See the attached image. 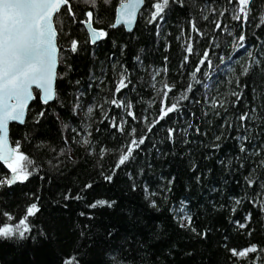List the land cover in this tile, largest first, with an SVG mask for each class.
Listing matches in <instances>:
<instances>
[{
  "label": "snow or ice",
  "instance_id": "6c2138e0",
  "mask_svg": "<svg viewBox=\"0 0 264 264\" xmlns=\"http://www.w3.org/2000/svg\"><path fill=\"white\" fill-rule=\"evenodd\" d=\"M198 2L199 0H119L115 4V22L110 23L108 28L123 25L131 32L137 16L142 15L148 25H154L157 28V35H159L162 25L158 21H164L166 16L177 8L195 7ZM254 3L255 0H223V3H220V0H214L206 9L200 10V15L202 19L207 20L208 15L204 14L206 10L218 17H224L226 14L230 16L231 20L237 22L239 32L234 34V31H229L228 35L234 37L235 48H245L248 40L245 28L253 20ZM101 4L111 6L112 0H0V162L10 172V174L0 176V188H11L17 183L24 184L40 171V165L21 148L22 142L32 144L35 139L34 129L49 117L59 125L61 146L57 148L45 140H40L33 144V147L38 151L53 153L57 165L60 163L59 157L61 156L72 159V153L76 149H83L86 156L98 155L100 159L110 154L111 150L105 146L104 141L98 139L101 129L98 126L93 129L90 122L94 106L83 99L84 93L77 89L68 94L72 98L66 101L62 99L56 87L58 79H64L68 73L73 71L71 59L74 55L88 52L89 45L96 46L98 42L108 38L109 32L105 27L94 26L100 19L98 15L94 19V10L98 12ZM77 7L80 8V16H77ZM256 11L258 14L255 19L258 22L255 23V28H261L264 26V10L257 9ZM64 17L67 18V28L64 26ZM188 23L192 32L204 34L198 28L194 17L189 19ZM213 23L214 30L227 27L220 19L214 20ZM73 26H79L86 32L87 38L84 41L73 35ZM61 35L65 38L63 47L59 43ZM253 36L258 41L253 45L255 51L245 49L246 58L240 63L239 73L236 74L232 68L228 69L232 73V78L226 82L229 85L235 84V90L230 92V96L235 99L229 101L216 96L205 97L204 99L209 102V111L202 112L204 118L211 114L221 121L218 125L219 134L214 135L212 141L204 145L209 152L203 156V159L209 160L213 153L220 151L222 141L225 139V130H235L237 135L232 139L236 142L238 154L228 157L227 160L218 159L216 163L220 165L221 171L229 174L243 170L245 191L241 195H229L227 201L206 199L203 204H198L196 212H193L191 196H185L179 202L178 209L175 206H168L169 195L177 181L176 175L161 177L162 183L156 191L150 190L147 183L142 186L148 208L161 212L168 206L167 212L175 228L179 232L188 234L191 240L199 243L207 241L214 233H220L222 238L220 246L227 253V264H264V245L249 242L243 247H230L229 237L220 231L219 225L211 222V217L226 212L225 219L228 225L232 226L234 231H246L251 237L254 232V229L250 227L253 212L245 211L242 216L237 217L238 209L247 203L251 209L256 210L257 215L264 217V114H262L264 113V39L256 36L255 32ZM115 46L116 41L113 40V47ZM119 47L123 53L126 45L120 44ZM167 47L166 44L165 50ZM182 48L186 54L183 56L181 68L188 62L189 55L194 51L190 37ZM89 54L93 60L96 59L95 47L91 48ZM209 56L208 49H205L199 56L195 72L191 73L193 78H195V73L202 71L201 66L209 69L213 67ZM134 59L138 63L141 60L139 55ZM228 59L231 57L229 56ZM164 60L167 62L168 57L165 56ZM219 60L221 64L226 63L224 56H220ZM62 62L64 71L61 72L58 71V67ZM112 70L114 77L111 80L113 85L110 89L111 98L105 100V103L122 110L133 121L143 122L145 131L137 135L136 127L128 130L126 143L120 145L114 165L107 171L101 168L98 172V179L107 184L114 182L122 166L132 162L149 139L148 133H151L154 127L171 114L179 112L181 101L188 100L187 93L193 91V85L189 83L182 89L179 99L173 97L170 100V93L176 88V84L163 80L160 82L161 88L157 89L156 76L161 74V70L155 69L150 79L152 80L151 88L159 98V107L157 115L149 121L147 116L137 117L133 111V102L118 95L132 83L128 69L124 64H119L118 69L113 64ZM100 71V77H96L91 70L90 75L92 79H98L103 83V64H101ZM162 71L167 73L166 64ZM204 75L207 76L208 73L205 72ZM241 78L244 79L243 83H241ZM249 81L252 84L253 93L251 104L246 105L245 110L234 117L235 123H233L226 113L229 107L236 108L238 102L243 100L244 89L249 86ZM80 83V80H69L72 86L80 85ZM91 87L92 85L89 84V88ZM204 87L207 88L208 85ZM31 102H36L38 107L31 109ZM156 102V100L151 101L153 104ZM194 102L198 104L201 101L195 100ZM95 107H101L102 113L109 121L107 125L109 129H114L122 135L125 133L124 125L127 121L123 117H120L117 123V117H109L103 112L101 105L97 104ZM29 113H31L30 120ZM195 115L194 112L190 113L192 117ZM10 122H18L26 129L21 138L14 142V146L9 138ZM29 123L31 128H28ZM188 129H192L197 136L207 135L206 131H201L199 125H194L189 120L186 122V127H167L165 129L166 139L170 144L175 145L177 134H179L181 143L186 145L190 143ZM69 132L71 136L67 134ZM109 135L112 133L110 132ZM152 147L155 149L156 144L154 143ZM157 154L169 155V153L160 152L159 149H157ZM48 163L51 164L52 161L49 160ZM188 169L193 174L192 180L197 186L201 185L214 171L213 168H208L207 172H204L191 158ZM143 173V168L136 170L135 173L131 171L126 173L130 181V191L137 190L136 178L142 177ZM40 179L44 180V177L41 176ZM93 183L92 179L82 182L75 194L71 189L57 193L49 204L67 210L69 201L85 200L83 193L92 189ZM190 187L191 184L186 185V188ZM42 191L41 188L27 194L28 202L24 204L22 214L19 216L0 209V217L3 218L0 219V241H11L19 245L30 240L33 245L50 248L57 256L56 264H159V257L153 252V242L167 236L163 223L153 224L147 238L136 232L121 233L114 225L106 226L103 236L98 237L90 223H77L70 233H66L60 215L49 212L44 219H40L45 213ZM209 191L223 197L224 185L213 186ZM118 206L117 199H95L85 204L89 210L98 208L114 210ZM76 215L87 221H93L96 218L91 211H79ZM201 218L206 222L198 225L197 221ZM37 220L39 223L36 222ZM69 241L70 250H66ZM174 251L187 258H192L195 254L193 249L180 248L177 243H170L167 252L161 251V254L171 256Z\"/></svg>",
  "mask_w": 264,
  "mask_h": 264
},
{
  "label": "trees",
  "instance_id": "16d2710c",
  "mask_svg": "<svg viewBox=\"0 0 264 264\" xmlns=\"http://www.w3.org/2000/svg\"><path fill=\"white\" fill-rule=\"evenodd\" d=\"M118 2L119 0H112L111 6L101 4L98 12L94 10V19L97 15L100 17L94 26L105 27L109 32L108 38L98 42L96 46L89 45L88 52L74 55L71 59L73 71L68 73L64 79H58L56 84L62 99L66 101L72 98L68 94L77 89L84 93L83 99L94 106L90 122L93 125V129L97 126L101 129L98 139L104 141L105 146L111 150L110 154H106L103 159H100L98 155L86 156L83 149H76L72 153V159L69 160L61 156L59 157L60 163L57 165V160L54 159L53 153L50 151H38L33 147V144L40 140H45L57 148L61 146L59 125L49 117L38 128L34 129L35 139L32 144L22 142L21 150L40 165V171L30 177L29 181L24 184L17 183L11 188H0V209L19 216L22 214L24 204L28 202L29 197L27 194L42 188L41 195L44 200L45 213L44 217L40 219H44L49 212L60 215L66 233H70L73 226L77 223H90L93 225V230L98 237L103 236L106 226L114 225L121 233L136 232L147 238L150 235L149 229L152 225L160 222L165 225L167 236L153 242V252L159 257V264H227V253L220 246L222 243L220 233H214L210 235L207 241L197 243L191 240L188 234L179 232L175 228L167 212V207H176L185 196H191V210L196 212V206L203 204L206 199L227 201L229 195H241L245 191L242 178L243 170L229 174L226 171H221L220 165L216 163L218 159L227 160L228 157L238 154L236 142L232 139V137L237 135L235 130H225V139L222 141L220 151L213 153L209 160L203 159V156L209 152V149L205 148L204 145L210 143L214 135L219 134L218 125L221 121L211 114L209 117L204 118L202 112L209 111V102L204 99L205 97L216 96L229 101L235 99L230 96V92L235 90V84L229 85L226 82L232 78V73L228 69L232 68L238 74L240 63L246 58L245 49L255 51L253 45L258 43V41L253 36V32L256 33V36L264 39V26L255 28V23L258 22L255 19L258 14L256 10H264V0H255L253 5V20L245 28L248 36L245 48H235L234 37L228 35L229 31H234V34L239 32V28L236 26L237 22L231 20L230 16L226 14L224 17H218L205 10L204 14L208 15V19L204 20L201 18L200 10L206 9L214 0H199L195 7L177 8L169 13L164 21H158L162 25L159 35H157V28L154 25H148L142 15L139 16L133 32H127L123 27L108 28L110 23L115 22V4ZM220 3H223V0H220ZM217 6L219 7V5ZM76 12L77 16H80L79 7H77ZM192 17L195 18L198 28L204 33L203 35L191 31L188 21ZM216 19H220L222 24L227 27L214 30L213 21ZM64 20V26L67 28V18L64 17ZM72 32L81 41L87 38L86 32L79 26H73ZM189 37L191 38L194 51L193 54L189 55L188 62L181 68L183 56L186 54L182 45L188 42ZM64 40L65 38L61 35L59 38L61 47H63ZM113 40L116 41L115 47H113ZM120 44L126 45L123 53L120 51ZM166 44L168 45L167 50H165ZM92 47L96 49L95 60L89 54ZM205 49L209 50V58L213 62V67L209 69L206 66H201L202 71L195 73V78H193L191 73L195 72L199 56L202 55ZM137 55L141 58L139 63L134 59ZM165 56L168 57L167 62L164 60ZM220 56L225 57V64L220 63ZM229 56L231 59H228ZM101 64H103L104 72L103 83L98 79H92L90 75L91 70L96 77H100ZM113 64L117 66V69L119 64H124L128 69L132 83L118 95L133 102V111L137 117L147 116L148 120L151 121L158 113L159 98L151 88L152 80L150 79L155 69L161 70V74L156 76L157 89L161 88L160 82L163 80L176 84V88L170 93V100L173 97L179 99L182 89L189 83L193 85V91L187 93L189 96L188 100L181 101L179 112L171 114L170 117L154 127L151 133H148L149 139L141 147L139 153L135 155L132 162L122 166L121 170H118L114 182L107 184L98 179V172L101 168L107 171L114 165L119 154L120 145L126 143L128 130L131 127H136L137 135L143 134L145 131L143 122L139 120L133 121L122 110L105 103V100L111 98L110 89L113 87L111 80L114 77ZM165 64L167 65L166 74L162 71ZM58 71H64L63 62L59 66ZM205 72L208 73L207 76L204 75ZM69 80H80L81 83L80 85L72 86L69 84ZM243 82L244 79L241 78V83ZM89 84L92 85L91 88H89ZM206 84L208 85L207 88L204 87ZM252 96V84L249 81V86L244 89L243 100L238 102L236 108H228L226 113L228 119L235 123L234 117L245 110L246 105L251 104ZM152 100L157 102L153 104L151 103ZM195 100H200L201 102L197 104L194 102ZM97 104L102 106L103 112L107 113L109 117H117V123H119L120 117L127 121L124 125L125 133L123 135L107 127L109 121L102 113L101 107H95ZM37 107L38 104L36 102H33L30 106L31 109H36ZM220 111L223 113V109ZM192 112L196 114L195 117L190 116ZM30 115L31 113H29V120ZM189 120L194 125H199L201 131H206L207 135L197 136L192 129H188L190 143L182 144L181 137L177 134L175 145L170 144L166 139L165 129L167 127H186V122ZM31 127L29 123L28 128ZM25 130V126L22 125L12 124L10 126V141L13 146L14 142L21 138ZM110 132L112 135H109ZM67 134L71 136V132ZM94 135H96L95 132ZM154 143L156 144L155 149L152 147ZM157 149L160 152L169 153V155H158ZM190 158L194 159L204 172H207L208 168L214 169L213 173L208 175L207 179L199 186L192 180L193 174L188 169ZM49 160L52 161L51 164L48 163ZM140 168L144 169V173L142 177L136 178L138 188L135 192H132L129 190L130 181L126 173L129 171L135 173ZM6 174H10V172L0 162V176ZM170 175H176L177 181L169 195L168 206L161 212L148 208L144 198L143 184L147 183L150 190L156 191L162 183L161 177L167 178ZM41 176L44 177V180L40 179ZM221 177H223L222 180ZM89 179H92L94 183L92 189L83 193L85 200L69 201L67 210L49 204V201L57 193L71 189L73 194H75L82 182H86ZM188 184H191L190 188H186ZM221 185H224L223 197L209 191L211 187H221ZM95 199H117L119 206L114 210L106 208L87 209L85 204ZM249 210L253 212V221L250 227L254 229V232L251 237L244 230L234 231L225 219L226 212L211 217V222L219 225L220 231L229 237L228 244L230 247H243L249 242L264 245V217L257 215L256 210L251 209L247 203L238 209L236 216L240 217L245 211ZM79 211H91L96 218L93 221H87L85 218L76 215ZM0 219L3 218L0 217ZM36 222L39 223V220ZM205 222L201 218L197 221V224L202 225ZM170 243H177L180 248L189 247L194 250L195 254L192 258L179 255L175 251L171 256L161 254V251L163 253L167 252ZM66 250H70V241ZM56 262L57 256L52 249L33 245L30 240L19 245L11 241H0V264H56Z\"/></svg>",
  "mask_w": 264,
  "mask_h": 264
},
{
  "label": "water",
  "instance_id": "95a60500",
  "mask_svg": "<svg viewBox=\"0 0 264 264\" xmlns=\"http://www.w3.org/2000/svg\"><path fill=\"white\" fill-rule=\"evenodd\" d=\"M139 16H140V15L137 16L136 22L134 23L131 32H133V30L135 29L136 24H137L138 19H139ZM117 27H123V28H124L123 25H118ZM124 29H125V28H124ZM125 30H126L127 32H129L127 29H125ZM58 69H59V67H58ZM56 84H57V81H56ZM32 103H33V102H31V104H32ZM31 104H30V106H31ZM12 124H18V122H10V124H9V138H10V126H11ZM18 125H19V124H18ZM10 142H11V141H10ZM1 163H2V162H1Z\"/></svg>",
  "mask_w": 264,
  "mask_h": 264
},
{
  "label": "bare ground",
  "instance_id": "6f19581e",
  "mask_svg": "<svg viewBox=\"0 0 264 264\" xmlns=\"http://www.w3.org/2000/svg\"><path fill=\"white\" fill-rule=\"evenodd\" d=\"M176 208L178 209L179 208V205H177Z\"/></svg>",
  "mask_w": 264,
  "mask_h": 264
},
{
  "label": "rangeland",
  "instance_id": "374dc122",
  "mask_svg": "<svg viewBox=\"0 0 264 264\" xmlns=\"http://www.w3.org/2000/svg\"><path fill=\"white\" fill-rule=\"evenodd\" d=\"M137 25V24H136Z\"/></svg>",
  "mask_w": 264,
  "mask_h": 264
}]
</instances>
